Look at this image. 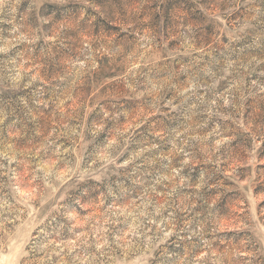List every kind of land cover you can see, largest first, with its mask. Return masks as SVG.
Wrapping results in <instances>:
<instances>
[{"label":"clouds","instance_id":"obj_1","mask_svg":"<svg viewBox=\"0 0 264 264\" xmlns=\"http://www.w3.org/2000/svg\"><path fill=\"white\" fill-rule=\"evenodd\" d=\"M0 264H264V0H0Z\"/></svg>","mask_w":264,"mask_h":264}]
</instances>
